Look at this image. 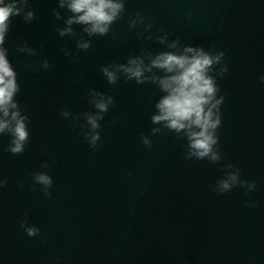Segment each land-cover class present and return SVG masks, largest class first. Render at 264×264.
Returning <instances> with one entry per match:
<instances>
[{
    "label": "water",
    "instance_id": "obj_1",
    "mask_svg": "<svg viewBox=\"0 0 264 264\" xmlns=\"http://www.w3.org/2000/svg\"><path fill=\"white\" fill-rule=\"evenodd\" d=\"M123 3L103 35L68 25L74 14L60 0H27L11 18L4 46L20 85L14 99L28 117L26 146L126 264H264V0ZM29 10L34 16L26 21ZM84 41L89 47H78ZM185 46L225 53L210 73L224 96L216 161L189 157L183 130L153 123L165 94L157 82L138 83L117 67L136 57L150 65L159 53ZM144 75L165 73L152 67ZM101 97L112 99L93 147L87 117L100 111ZM237 169L256 187L238 183L220 193L218 182Z\"/></svg>",
    "mask_w": 264,
    "mask_h": 264
},
{
    "label": "clouds",
    "instance_id": "obj_2",
    "mask_svg": "<svg viewBox=\"0 0 264 264\" xmlns=\"http://www.w3.org/2000/svg\"><path fill=\"white\" fill-rule=\"evenodd\" d=\"M27 0H0V133L7 132L12 140L8 151L13 154L24 151V145L29 137L27 126L28 117L24 115L14 97L19 91L20 85L17 82V73L8 58V49L4 46L10 21L13 16L20 15L22 6ZM61 6H66L74 14L69 16L66 23L85 25L84 31L91 34L103 35L109 31V27L120 15L124 3L123 0H60ZM139 15V14H137ZM34 16L32 11L24 13V19L30 21ZM133 22V26H134ZM71 28L60 30V34L71 32ZM164 38H161L163 42ZM80 48H88L89 43L84 41L78 44ZM170 47L175 48L173 42ZM24 51L23 48L20 49ZM28 51H31L29 49ZM225 53L219 51L215 54L209 53L202 47L185 46L182 52H161L151 59L150 65H145L140 57L130 58L127 65L117 66L123 70L129 79L135 78L138 83L146 79H152L159 84L160 89L165 93L157 101L155 107L157 112L152 115L153 123H163V126L180 133L183 130L188 140L189 157L203 159L207 157L212 161L220 159L217 151L219 136L217 130L222 123L221 105L224 101L220 92L216 77L211 75L215 69L213 65L221 64ZM47 61L44 67H47ZM152 67L162 69L165 75L157 77H146L144 73L150 72ZM108 81L115 82L116 73L107 67L103 69ZM228 72V67L223 64L218 75L223 76ZM264 82V75L259 77ZM99 95V94H97ZM111 97L105 100L103 97L95 100V107L100 111L89 114L88 124L91 132L85 133L89 137L90 144L95 147L99 139V132L95 131L100 127L98 120L102 113L107 110ZM65 116L67 112L63 113ZM158 131V129H153ZM145 145H149L146 137L142 138ZM231 167V165H229ZM33 180L43 186L45 196H50L49 189L53 185L52 177L47 173H35ZM6 181L0 178V187ZM245 184L248 189L256 187L255 182L240 180L239 169L235 172H227L225 178L218 182L217 188L220 193L230 191L236 184ZM247 206H255L254 201H249ZM28 236H36L40 228L36 225H29L27 220L20 223Z\"/></svg>",
    "mask_w": 264,
    "mask_h": 264
}]
</instances>
